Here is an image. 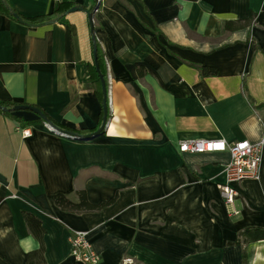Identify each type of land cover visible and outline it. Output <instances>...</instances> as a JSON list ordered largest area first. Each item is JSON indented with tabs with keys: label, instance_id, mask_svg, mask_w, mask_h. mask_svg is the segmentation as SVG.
<instances>
[{
	"label": "crops",
	"instance_id": "crops-1",
	"mask_svg": "<svg viewBox=\"0 0 264 264\" xmlns=\"http://www.w3.org/2000/svg\"><path fill=\"white\" fill-rule=\"evenodd\" d=\"M74 1L84 11L31 25L55 0H0V102L37 106L90 135L103 118L89 69L86 12L95 0ZM99 1L104 132L68 139L31 112L0 111V264H26L40 246L23 211L41 221L45 264H83L70 257L75 232L87 233L99 264H264V238L239 236L264 230V144L259 180L233 184V205L219 190L226 152H179L196 139L264 143V0ZM226 21L250 24L225 32ZM191 65L218 74L202 77ZM82 190L90 204H109L79 214L54 204Z\"/></svg>",
	"mask_w": 264,
	"mask_h": 264
},
{
	"label": "built area",
	"instance_id": "built-area-1",
	"mask_svg": "<svg viewBox=\"0 0 264 264\" xmlns=\"http://www.w3.org/2000/svg\"><path fill=\"white\" fill-rule=\"evenodd\" d=\"M21 137L31 136L28 128H17ZM263 141L251 143L247 140L227 143L224 140L196 139L183 141L179 145L180 153L203 154L226 152L229 162L225 168V183L220 187V196L224 202L232 204L238 196L233 184L246 180H259L262 162ZM70 257L83 264H99L100 258L87 238L86 232H75L71 238ZM131 259H123L121 264H132Z\"/></svg>",
	"mask_w": 264,
	"mask_h": 264
},
{
	"label": "trees",
	"instance_id": "trees-1",
	"mask_svg": "<svg viewBox=\"0 0 264 264\" xmlns=\"http://www.w3.org/2000/svg\"><path fill=\"white\" fill-rule=\"evenodd\" d=\"M76 6H77V4L75 3L74 0H55L54 8H53V11H52L50 16H44V17H40V18L31 19V20H28L27 22L31 25H40V24H44V23H47L50 21L61 20L65 17L66 13L70 9H72L73 7H76ZM7 14L13 18H15L14 16L16 15V14H13L10 12H7ZM249 24H250V21H244V22L226 21V22H224L223 30L225 32H231V31H234L237 29L246 28L247 26H249ZM95 44H96V42H95ZM96 50H97V64H98V67L100 70V74L105 79V76H106L105 64H104L103 56H102L101 51L98 48L97 44H96ZM191 67L196 69L199 72L200 76H202V77H213V76H216L218 74L217 69H215L213 67H204V66H199V65H191ZM89 69H90V75L94 79L93 83L96 84L97 86H99L100 85V79H99L98 73L95 70L94 64H90ZM243 89H244V93H245L248 101L250 103H253L252 98L246 92L245 85H243ZM100 93H99V96L101 97V100H102L103 97H102V94H100ZM0 105L7 108V109H12L13 107L17 106L18 104L14 103V102H7V103L0 102ZM34 107H37V106H34ZM37 108L56 127L60 128L62 130L77 133V134H79L81 132V131H77V130H72L70 128L60 127L54 121H52L50 119V117L42 109H40L39 107H37ZM3 114L10 115V114H12V112L11 111L10 112L9 111H3ZM38 122H42V120L38 119ZM76 196H77L76 201H73L65 195L57 194L54 196V204L63 211L70 212V213H77V214L84 213V212L98 211V210L102 209L104 206L109 204V203H104L101 205L90 204L86 199V194H85L84 190L79 191L76 194ZM113 200L114 199H112L111 202H113ZM22 216H23L24 221L26 223V227H27L28 232L34 238H36L40 243V246L37 250L27 253L26 264H45V261L43 258L44 247H43V241H42L44 230H43L41 221L35 215H33L32 213L27 212V211H23ZM239 236L244 238V240L264 238V230L257 229V228L246 229L243 232H241ZM245 257H246L245 254H243V262H245Z\"/></svg>",
	"mask_w": 264,
	"mask_h": 264
},
{
	"label": "water",
	"instance_id": "water-1",
	"mask_svg": "<svg viewBox=\"0 0 264 264\" xmlns=\"http://www.w3.org/2000/svg\"><path fill=\"white\" fill-rule=\"evenodd\" d=\"M100 5V1L99 0H95V4L91 9V12H86L87 13V18H88V24H89V28H90V34H91V41H92V57H93V63L95 66V70L99 75V79H100V84H101V90H102V110H103V118H102V125L101 127L95 131L94 133H91L90 135H80L77 133H73V132H69V131H65L62 130L58 127H56L54 124H52V122L47 119V117L37 108L34 107L32 105H17L15 107H13L12 109H7L3 106L0 105V111H11V112H17V111H28L31 112L33 114H35L36 116H38L39 119L42 120L43 125H45L49 131L53 132L56 135H59L61 137L64 138H68V139H92L100 134H102L104 132V130L107 127L108 124V91L106 88V82L105 79L103 78V76L100 74V70L97 64V50H96V44H95V37H94V22H93V17H94V13L97 11V9L99 8ZM78 11H84V9L80 6H76L73 7L72 9H70L66 14L68 13H72V12H78ZM18 21L21 22V20L19 19V17L17 15L14 16Z\"/></svg>",
	"mask_w": 264,
	"mask_h": 264
}]
</instances>
